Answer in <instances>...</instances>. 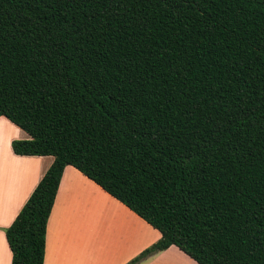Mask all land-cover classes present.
Returning a JSON list of instances; mask_svg holds the SVG:
<instances>
[{
    "label": "trees",
    "instance_id": "obj_1",
    "mask_svg": "<svg viewBox=\"0 0 264 264\" xmlns=\"http://www.w3.org/2000/svg\"><path fill=\"white\" fill-rule=\"evenodd\" d=\"M0 117L52 162L3 230L42 264L65 166L196 264H264V0H0Z\"/></svg>",
    "mask_w": 264,
    "mask_h": 264
},
{
    "label": "crops",
    "instance_id": "obj_2",
    "mask_svg": "<svg viewBox=\"0 0 264 264\" xmlns=\"http://www.w3.org/2000/svg\"><path fill=\"white\" fill-rule=\"evenodd\" d=\"M28 136L0 117V264H10L3 230L52 162L18 156L13 140ZM160 234L71 166L63 168L44 235L42 264H127ZM137 264H196L175 246Z\"/></svg>",
    "mask_w": 264,
    "mask_h": 264
}]
</instances>
